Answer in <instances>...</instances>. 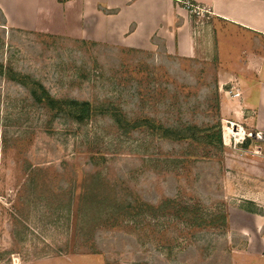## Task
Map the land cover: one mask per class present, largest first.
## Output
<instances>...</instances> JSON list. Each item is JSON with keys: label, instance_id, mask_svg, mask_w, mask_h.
<instances>
[{"label": "rangeland", "instance_id": "1", "mask_svg": "<svg viewBox=\"0 0 264 264\" xmlns=\"http://www.w3.org/2000/svg\"><path fill=\"white\" fill-rule=\"evenodd\" d=\"M194 17L192 58L170 53L157 37L146 50L0 24L4 72L39 81L58 98L114 105L131 121L154 118L188 134L199 128L200 137L218 130L223 144L160 139L103 114L78 124L51 115L25 86L0 75V264H264L248 260L245 214L233 215L256 208L245 201L252 196L246 189L264 188L262 162H251L262 155H240L256 144L253 137L224 140L238 123L231 111L238 75L231 73L250 36L218 19L215 32L212 21ZM91 171L122 180L159 209L115 225L89 219L81 228L70 187Z\"/></svg>", "mask_w": 264, "mask_h": 264}, {"label": "crops", "instance_id": "2", "mask_svg": "<svg viewBox=\"0 0 264 264\" xmlns=\"http://www.w3.org/2000/svg\"><path fill=\"white\" fill-rule=\"evenodd\" d=\"M188 1L209 11L205 17L212 21L215 32L214 20L218 19L222 25H233L250 36L251 46L242 50L243 62L231 73L238 75L234 80L241 92L231 111L245 129L264 136V0ZM199 20L177 0H0V24L5 28L67 34L146 50L156 47L157 37L170 53L186 58L198 52L193 21ZM254 142L253 147L238 151L240 155L259 151L262 157L252 156L251 162H262L264 176V139ZM246 192L252 196L245 201L256 208L253 212L235 209L233 215L245 214L241 227L248 237L245 249L252 261L264 258V188L257 193L250 187Z\"/></svg>", "mask_w": 264, "mask_h": 264}, {"label": "trees", "instance_id": "3", "mask_svg": "<svg viewBox=\"0 0 264 264\" xmlns=\"http://www.w3.org/2000/svg\"><path fill=\"white\" fill-rule=\"evenodd\" d=\"M0 75L22 84L25 86L32 98V101L39 106H45L51 115L66 118L78 124L83 123L99 114L107 115L119 127H125L127 130H134L142 127L148 130L153 136L163 138H173L176 140L189 139L202 143H209L214 146L223 147L220 131H211L207 129L204 136H199L198 132H202L199 128H193L192 133L186 127L179 129L169 128L154 118L143 117L131 121L123 115L122 111L114 105L104 103H92L91 101L78 100L75 98H58L54 96L42 83L32 80L28 76L16 73L9 68L3 71L0 65ZM213 128V127H211ZM205 138V139H204ZM248 142V141H247ZM96 164H105L106 157L104 155H94L92 158ZM99 160H102L99 162ZM102 166V165H99ZM83 181L81 185L78 180H72L71 189L73 194H78V220L77 223L81 228L88 226L89 222L85 220L97 219V225L100 223L117 224L125 215L138 216L139 214H150L153 210L159 209L149 203L139 199L135 192L128 190L122 184V180L101 179V173L91 171L83 173ZM101 177V178H100ZM37 183V182H36ZM32 183L31 189L35 190L38 186ZM31 186V185H30ZM130 191V193L128 191ZM128 193L130 195H128ZM246 209V208H245ZM250 212L252 210L246 209ZM94 221V220H93ZM94 226V224H93ZM96 226V225H95Z\"/></svg>", "mask_w": 264, "mask_h": 264}, {"label": "built area", "instance_id": "4", "mask_svg": "<svg viewBox=\"0 0 264 264\" xmlns=\"http://www.w3.org/2000/svg\"><path fill=\"white\" fill-rule=\"evenodd\" d=\"M177 1L182 3L190 11V13L195 15V16L203 17V16H205L206 13L209 12L208 10L206 11L200 5L195 4L191 1H188V0H177ZM234 96L235 97L241 96V92H240L239 88L236 89V93ZM230 124H231L230 128L227 127L228 133L225 134V136H224V140L226 143L232 144L233 140H234V144L237 145V144L241 143L242 141H244L247 136L253 137L257 141H261L264 139L263 134L259 131L246 132L245 128L241 124L233 123V122H231ZM236 135H238L239 137L237 138Z\"/></svg>", "mask_w": 264, "mask_h": 264}]
</instances>
